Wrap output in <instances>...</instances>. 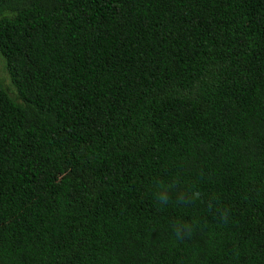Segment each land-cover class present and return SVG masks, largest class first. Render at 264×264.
Wrapping results in <instances>:
<instances>
[{"label":"trees","instance_id":"trees-1","mask_svg":"<svg viewBox=\"0 0 264 264\" xmlns=\"http://www.w3.org/2000/svg\"><path fill=\"white\" fill-rule=\"evenodd\" d=\"M0 264H264V0H0Z\"/></svg>","mask_w":264,"mask_h":264},{"label":"clouds","instance_id":"clouds-1","mask_svg":"<svg viewBox=\"0 0 264 264\" xmlns=\"http://www.w3.org/2000/svg\"><path fill=\"white\" fill-rule=\"evenodd\" d=\"M154 195L159 205L165 206L169 203L168 187L161 184L156 185ZM199 197V192H194L192 194V199H198ZM178 200L181 203L185 202V198L183 196L179 197ZM191 230V225L181 224L179 222L173 225L174 235L178 239H182L186 233L190 234Z\"/></svg>","mask_w":264,"mask_h":264},{"label":"rangeland","instance_id":"rangeland-1","mask_svg":"<svg viewBox=\"0 0 264 264\" xmlns=\"http://www.w3.org/2000/svg\"><path fill=\"white\" fill-rule=\"evenodd\" d=\"M58 176H54L48 179V186H52L53 182L57 179Z\"/></svg>","mask_w":264,"mask_h":264}]
</instances>
